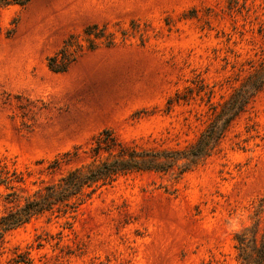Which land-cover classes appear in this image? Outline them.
Segmentation results:
<instances>
[{
	"label": "rangeland",
	"instance_id": "374dc122",
	"mask_svg": "<svg viewBox=\"0 0 264 264\" xmlns=\"http://www.w3.org/2000/svg\"><path fill=\"white\" fill-rule=\"evenodd\" d=\"M96 26L104 37H87ZM73 38L64 73L48 61ZM89 39V40H88ZM94 49H89L90 43ZM264 64V0H34L0 12V218L82 163L105 129L138 149L194 143ZM122 175L76 211L5 236L0 264H240L234 235L264 193V89L218 149L176 180Z\"/></svg>",
	"mask_w": 264,
	"mask_h": 264
},
{
	"label": "trees",
	"instance_id": "16d2710c",
	"mask_svg": "<svg viewBox=\"0 0 264 264\" xmlns=\"http://www.w3.org/2000/svg\"><path fill=\"white\" fill-rule=\"evenodd\" d=\"M34 0H0V12L10 8H26ZM93 26L85 31L89 38L104 37V29L95 33ZM89 40V39H88ZM89 49H94L92 41ZM74 46L68 39L62 49L49 61L54 73H64L76 60L69 49ZM264 89V64L245 79L219 109L197 140L183 149H138L126 142L111 129L100 132L89 149L74 148L56 157L48 166L51 174L63 166L85 160L62 173L59 178L44 184L32 195L23 199L0 218V249L5 236L33 219L45 214H67L76 211L98 190L113 184L122 175L154 172L171 174L176 180L194 170L219 147L232 124L246 111L254 98ZM15 173L0 167V186L9 191L8 202H16L18 193ZM250 223L234 235L237 260L240 264H264V193L254 202L249 215Z\"/></svg>",
	"mask_w": 264,
	"mask_h": 264
}]
</instances>
